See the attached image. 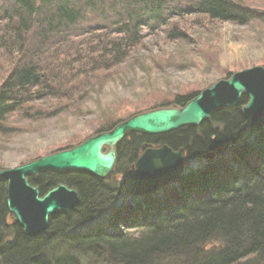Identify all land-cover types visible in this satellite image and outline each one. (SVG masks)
<instances>
[{
    "label": "trees",
    "instance_id": "1",
    "mask_svg": "<svg viewBox=\"0 0 264 264\" xmlns=\"http://www.w3.org/2000/svg\"><path fill=\"white\" fill-rule=\"evenodd\" d=\"M189 10L239 24L255 15L233 0H193ZM258 15L264 23L262 12ZM163 16H170L165 0H0V48L18 55L0 82V135L17 131L8 115L25 103L88 98L89 92L81 91L94 73L123 61L140 37V26L155 25ZM97 24L105 32L96 31L93 43L82 42L67 56L72 46L64 47L66 37L81 26L90 35ZM197 93L176 95L170 104L181 107ZM246 101L243 96L234 107L215 110L199 126L160 135L126 134L116 145L108 180L83 172L28 176L41 194L62 183L79 197L73 210L50 217L45 232L34 238L9 219L6 185L0 181V264L264 263V128L246 129L240 112ZM71 108V103L59 106ZM118 122L110 121L98 133ZM144 144L182 148L184 171L149 195L122 200L124 181L116 177L132 175ZM207 151L214 158L202 161Z\"/></svg>",
    "mask_w": 264,
    "mask_h": 264
},
{
    "label": "rangeland",
    "instance_id": "2",
    "mask_svg": "<svg viewBox=\"0 0 264 264\" xmlns=\"http://www.w3.org/2000/svg\"><path fill=\"white\" fill-rule=\"evenodd\" d=\"M192 1L165 0L170 16H163L150 27L140 26V37L123 61L105 72L94 73V78L88 81L81 91L89 92L88 98L53 97L45 104L28 102L8 115V122L18 128L10 135H0V169L63 150L97 134L110 121H122L160 107H174L170 103L176 95L199 92L235 72L264 66V23L257 21L258 13L264 15V0H233L253 10L254 18L247 24L195 14L189 10ZM98 28L99 24L88 32L90 35H85V26H81L77 28L79 32L69 34L68 40L63 41L64 47L72 46L67 56L71 57L82 42L93 43L96 31L105 32ZM17 56L0 48V82L8 76ZM67 103L72 104L70 111L59 109ZM40 110L44 114H38ZM53 112L56 114L52 115ZM116 178L121 183L125 181ZM122 198L128 200L129 196L125 194ZM98 219L85 224H94ZM211 246L217 244L208 247Z\"/></svg>",
    "mask_w": 264,
    "mask_h": 264
},
{
    "label": "water",
    "instance_id": "3",
    "mask_svg": "<svg viewBox=\"0 0 264 264\" xmlns=\"http://www.w3.org/2000/svg\"><path fill=\"white\" fill-rule=\"evenodd\" d=\"M245 96L247 101L240 112L246 129L264 128V67L253 66L231 74L199 91L181 107H160L135 114L118 122L112 129L99 132L70 149L38 157L13 168L0 169L4 182L5 205L9 219L18 225L28 238L45 232L50 217L71 211L78 204V193L58 183L41 194L27 177L44 171L55 173L83 172L107 180L116 162V145L130 132L160 135L183 126H199L213 112L231 108ZM202 159L212 160L214 153L205 152ZM182 148L142 145L132 166V175L124 181L130 198H140L175 182L184 170Z\"/></svg>",
    "mask_w": 264,
    "mask_h": 264
},
{
    "label": "flooded vegetation",
    "instance_id": "4",
    "mask_svg": "<svg viewBox=\"0 0 264 264\" xmlns=\"http://www.w3.org/2000/svg\"><path fill=\"white\" fill-rule=\"evenodd\" d=\"M112 173H113V171H112ZM111 177H112V174H111ZM111 177H110V178H111Z\"/></svg>",
    "mask_w": 264,
    "mask_h": 264
}]
</instances>
